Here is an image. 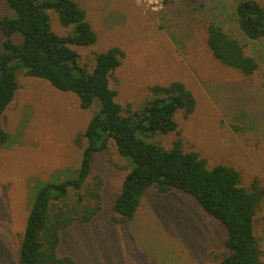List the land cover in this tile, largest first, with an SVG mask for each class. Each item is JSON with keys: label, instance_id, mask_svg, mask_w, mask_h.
I'll list each match as a JSON object with an SVG mask.
<instances>
[{"label": "rangeland", "instance_id": "374dc122", "mask_svg": "<svg viewBox=\"0 0 264 264\" xmlns=\"http://www.w3.org/2000/svg\"><path fill=\"white\" fill-rule=\"evenodd\" d=\"M96 34L89 46L69 47L78 64L90 72L95 55L117 47L121 63L109 76V88L124 114L139 112L151 98L150 88L182 83L195 99L186 119L175 115L177 128L167 134L141 137L169 148L179 140L184 152H196L208 168L231 166L247 190L257 180L264 187V39L246 38L236 23L234 6L240 0H168L152 11L141 0H74ZM264 5V0H256ZM58 36L73 33L55 10H46ZM15 13L0 0V18ZM214 22L236 39L258 67L250 76L222 66L206 46V27ZM0 34V43H1ZM18 89L1 118L8 141L0 146V264H17L25 222L38 189L48 182L76 176L83 137L99 102L82 110L78 97L62 92L43 79L16 71ZM131 161L112 141L93 154L91 169L76 201L71 191L52 209L93 204L87 189L102 181L101 209L86 224H72L60 233L58 256L77 264H216L226 230L211 220L193 198L174 189L159 194L148 188L134 216L126 223L111 222V206L119 194ZM254 235L264 264V201L256 208Z\"/></svg>", "mask_w": 264, "mask_h": 264}, {"label": "trees", "instance_id": "16d2710c", "mask_svg": "<svg viewBox=\"0 0 264 264\" xmlns=\"http://www.w3.org/2000/svg\"><path fill=\"white\" fill-rule=\"evenodd\" d=\"M168 0H166L167 2ZM15 17L0 18V146L8 141L1 118L18 89L16 71L43 79L62 92L79 99V108L88 109L99 102V110L88 121L83 137L81 163L72 179L48 182L37 191L31 203L18 248L17 264H77L69 256H58L60 233L72 224L88 223L101 209L102 181L95 179L87 191L93 204L65 209L63 203L71 191L76 201L90 173L93 154L106 149L112 141L119 154L131 161L119 194L111 206V222L123 224L135 214L143 193L154 188L159 194L177 189L193 198L211 220L219 221L226 233L223 251L214 255L216 264H262V249L254 235L256 208L264 201V187L255 180L251 189L241 185L240 174L231 166L207 167L196 152H184L181 142L171 147L146 142L141 137L167 134L177 128L175 115L184 119L193 113L195 99L179 82L150 88L149 98L139 112L124 114L109 88L110 73L120 65L123 52L111 48L95 55L90 72L78 64V55L69 45L89 46L96 34L85 12L74 0H1ZM46 10H55L63 26L73 25L71 36L62 37L50 28ZM238 28L250 40L264 39V5L256 0H240L234 6ZM206 46L215 59L244 76L258 67L243 46L214 22L206 27Z\"/></svg>", "mask_w": 264, "mask_h": 264}, {"label": "built area", "instance_id": "2783aa9c", "mask_svg": "<svg viewBox=\"0 0 264 264\" xmlns=\"http://www.w3.org/2000/svg\"><path fill=\"white\" fill-rule=\"evenodd\" d=\"M142 5L152 11H160L164 8L166 0H141Z\"/></svg>", "mask_w": 264, "mask_h": 264}]
</instances>
